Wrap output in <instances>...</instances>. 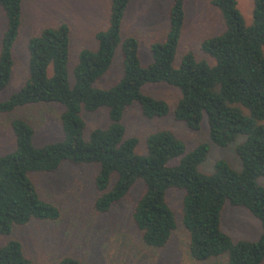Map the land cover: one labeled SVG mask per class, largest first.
<instances>
[{
  "label": "trees",
  "instance_id": "trees-1",
  "mask_svg": "<svg viewBox=\"0 0 264 264\" xmlns=\"http://www.w3.org/2000/svg\"><path fill=\"white\" fill-rule=\"evenodd\" d=\"M24 0H0L4 30L0 39V92L9 84L14 67L13 49L21 24ZM185 1L171 0L168 29L161 42L149 46L150 63L143 67L139 45L122 36L126 9L131 0H109L108 23L96 31L94 50L82 49L68 71L71 28L66 22L43 28L27 42V77L23 86L5 101L0 114L37 104H56L62 138L35 146L34 130L23 119L13 118L10 129L14 148L0 154V237L32 221L53 222L59 209L42 200L32 174H50L64 164L98 168L94 177V210L105 214L122 202L131 189L142 191L131 212V222L142 243L151 249L167 245L177 229L175 212L167 200L169 190L182 192L179 223L187 235V255L204 262L225 257L227 264H264V0H251V24L247 25L236 0H210L222 18L224 29L200 43L210 58L199 60L192 52L174 67L175 54L185 22ZM119 51L121 76L107 89L95 83L111 68ZM148 84H165L179 92L174 120L197 131L206 126L211 145L234 152L240 169L225 160L201 171L210 144L188 151L171 131L160 130L145 140V153H136L138 139L125 136V110L136 104L146 120L163 118L168 104L146 95ZM107 110L106 127L86 135L82 112ZM226 205L243 209L260 223L256 241L233 240L221 227ZM0 264H40L29 258L23 244L8 239L0 244ZM56 264H82L64 256Z\"/></svg>",
  "mask_w": 264,
  "mask_h": 264
},
{
  "label": "rangeland",
  "instance_id": "rangeland-1",
  "mask_svg": "<svg viewBox=\"0 0 264 264\" xmlns=\"http://www.w3.org/2000/svg\"><path fill=\"white\" fill-rule=\"evenodd\" d=\"M236 2L245 23L250 25L251 0ZM170 4L171 0H131L126 9L121 34L137 40L143 67L151 61L150 44L161 42L165 38ZM184 7L185 22L173 65L178 67L182 56L187 52L212 64L210 58L200 51V43L223 31L220 13L210 4V0H186ZM108 10L109 0H24L22 24L13 49V74L9 84L0 92V101L7 100L23 86L27 77V42L30 37L59 22H66L71 28L68 71L72 84V69L77 62L78 53L84 48H96L94 34L107 27ZM4 23L0 10V39ZM121 62L120 52L117 51L110 70L95 83V87L107 89L113 86L121 76ZM143 92L164 100L169 106V113L163 118L146 120L136 104L125 110V136L138 139L135 149L137 154L145 153L146 137L160 130L171 131L184 142L188 151L201 143L210 144L205 124L199 130L191 131L174 120L172 111L180 96L178 90L165 84H148ZM61 112L60 106L45 103L18 109L12 114H0V154L14 148L10 123L16 117L33 128L35 146L60 140ZM81 115L86 124V135L89 131L108 124L107 110L104 108L92 114L82 112ZM239 141L240 138L227 148L210 144L209 155L201 166V171L211 172L213 164L220 159L239 170L240 163L234 152ZM97 171L98 168L91 165L64 164L54 173L32 174L31 179L40 198L56 206L60 217L53 222L32 221L26 226L15 228L9 237H0V244L8 239H17L23 244L26 255L40 264H56L64 256L78 259L82 264H227L225 257L200 263L188 258L187 235L179 223L182 192L178 190L172 189L167 193V200L175 212L178 226L167 245L161 249L146 247L130 219L142 191L141 183H137L129 195L110 211L98 214L93 207L96 197L93 182ZM259 183L264 186V178H260ZM221 227L233 240L247 241H256L261 229L258 220L243 209L229 205L224 208Z\"/></svg>",
  "mask_w": 264,
  "mask_h": 264
}]
</instances>
